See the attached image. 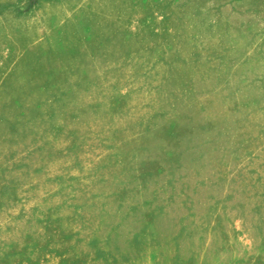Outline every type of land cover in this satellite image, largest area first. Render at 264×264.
I'll return each instance as SVG.
<instances>
[{
    "label": "rangeland",
    "instance_id": "374dc122",
    "mask_svg": "<svg viewBox=\"0 0 264 264\" xmlns=\"http://www.w3.org/2000/svg\"><path fill=\"white\" fill-rule=\"evenodd\" d=\"M0 264H264V0H0Z\"/></svg>",
    "mask_w": 264,
    "mask_h": 264
}]
</instances>
